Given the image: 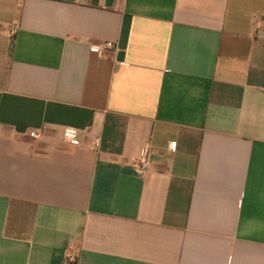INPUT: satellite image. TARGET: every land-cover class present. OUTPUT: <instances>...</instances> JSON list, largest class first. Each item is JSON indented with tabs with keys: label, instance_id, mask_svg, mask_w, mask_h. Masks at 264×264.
Segmentation results:
<instances>
[{
	"label": "crops",
	"instance_id": "0c3cea01",
	"mask_svg": "<svg viewBox=\"0 0 264 264\" xmlns=\"http://www.w3.org/2000/svg\"><path fill=\"white\" fill-rule=\"evenodd\" d=\"M69 253L264 264V0H0V264Z\"/></svg>",
	"mask_w": 264,
	"mask_h": 264
},
{
	"label": "built area",
	"instance_id": "2783aa9c",
	"mask_svg": "<svg viewBox=\"0 0 264 264\" xmlns=\"http://www.w3.org/2000/svg\"><path fill=\"white\" fill-rule=\"evenodd\" d=\"M118 1L122 2L124 0H118ZM17 32H18V26L17 25L11 26L10 33H9L10 37L13 38L14 36H16ZM113 47H114L113 43L107 42L104 45L91 46V51L102 55L105 52V50L112 49ZM77 133H78V130L76 128L66 127L64 130V137L68 141L75 142V140L77 139V136H76ZM30 136L32 138H37L39 137V134L37 131H33V132H30ZM94 146L98 147L99 143L95 142ZM151 161H152L151 154L149 151H146L145 154L137 161L136 167L138 168L140 172L147 173L151 169ZM67 261L70 264H74L76 263L77 258L76 256L69 253L67 254Z\"/></svg>",
	"mask_w": 264,
	"mask_h": 264
}]
</instances>
